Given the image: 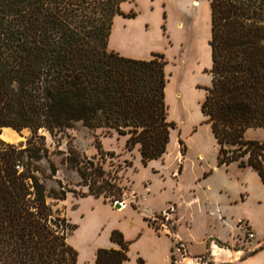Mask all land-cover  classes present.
Listing matches in <instances>:
<instances>
[{"label":"trees","instance_id":"16d2710c","mask_svg":"<svg viewBox=\"0 0 264 264\" xmlns=\"http://www.w3.org/2000/svg\"><path fill=\"white\" fill-rule=\"evenodd\" d=\"M131 1L0 0V135L82 123L128 136L127 148L139 145L145 166L166 154L175 124L168 121L165 56L137 60L109 50L114 19L137 17L122 11ZM209 1L212 80L202 112L218 165L250 168L264 184V142L246 139L249 130H264V0ZM47 156L46 148L0 140V264H78L68 243L76 226L48 203L73 190H48L38 165ZM68 159L89 189L84 197L106 196L113 185L99 180L100 167L73 149ZM50 172L56 177L53 163ZM111 241L120 248L98 249L95 264H128L130 242L118 230Z\"/></svg>","mask_w":264,"mask_h":264},{"label":"rangeland","instance_id":"374dc122","mask_svg":"<svg viewBox=\"0 0 264 264\" xmlns=\"http://www.w3.org/2000/svg\"><path fill=\"white\" fill-rule=\"evenodd\" d=\"M122 10L144 21L145 31L157 42L152 52L163 54L167 62L166 106L175 128L166 154L145 166L139 145L127 148L128 136L82 123L63 132L42 129L37 134L4 128L0 140L20 149L48 150L47 158L38 163L48 190L60 185L73 190L66 200L48 203L76 226L68 243L81 254L78 264H91V251L110 243V230L122 229L133 237L144 229L142 220L156 235L171 238L172 264H230L231 259L216 250L213 255V245L234 255L262 242L264 184L250 168L218 165L219 147L202 112L212 80L210 1L132 0ZM246 139L264 142V130H249ZM71 149L104 172L99 180L113 185L107 186L106 196L84 197L89 189L70 164ZM50 163L58 169L53 179ZM117 203L125 208L118 209ZM248 229L254 239L248 238ZM134 244V253L136 247L145 252L150 246ZM198 257L205 262L194 260Z\"/></svg>","mask_w":264,"mask_h":264},{"label":"crops","instance_id":"0c3cea01","mask_svg":"<svg viewBox=\"0 0 264 264\" xmlns=\"http://www.w3.org/2000/svg\"><path fill=\"white\" fill-rule=\"evenodd\" d=\"M144 28V21L138 17L135 19H128L123 16H117L114 19V25L109 39L111 51H115L127 58L150 60L153 56L152 53H154L152 52V49L157 42L154 40V35L152 36L148 34ZM157 53L155 52L154 54ZM142 223L144 229L138 231L133 237L128 236L126 231L122 229L118 230L124 235V239L131 244L130 253L128 252L130 254L128 264H137L138 259L140 258L143 259L146 264H172L173 242L171 238L167 235H156L143 220ZM114 230L115 229L106 233L110 243L105 246V249L120 248L116 243L111 241V234ZM134 243L139 245L147 243L150 246L145 252L136 247L137 252L134 253ZM217 248L218 247H214L212 250L213 255ZM98 249L101 248L96 246L93 251H91V264H95L96 262L94 250L97 251ZM216 254L218 253L216 252ZM225 256L231 259L229 260L230 264H264V239L262 242H256L253 246H249L246 250L234 251V255L231 252V254ZM79 258H81V254L79 255Z\"/></svg>","mask_w":264,"mask_h":264},{"label":"built area","instance_id":"2783aa9c","mask_svg":"<svg viewBox=\"0 0 264 264\" xmlns=\"http://www.w3.org/2000/svg\"><path fill=\"white\" fill-rule=\"evenodd\" d=\"M247 235H248V238H250V239L255 238V234L251 229L250 230L248 229ZM213 247H217V246L213 245ZM194 260H196L197 262H202V263L205 262V261H203V258H201V257L195 258ZM204 264H207V263H204Z\"/></svg>","mask_w":264,"mask_h":264},{"label":"bare ground","instance_id":"6f19581e","mask_svg":"<svg viewBox=\"0 0 264 264\" xmlns=\"http://www.w3.org/2000/svg\"><path fill=\"white\" fill-rule=\"evenodd\" d=\"M198 3V2H197ZM198 31H200V30H198ZM12 135V134H11ZM123 206V208H125V206L124 205H122ZM216 252L218 253V254H225V255H227L228 256V254H231V251H229V250H226V249H222V248H220V247H218L217 249H216Z\"/></svg>","mask_w":264,"mask_h":264},{"label":"water","instance_id":"95a60500","mask_svg":"<svg viewBox=\"0 0 264 264\" xmlns=\"http://www.w3.org/2000/svg\"><path fill=\"white\" fill-rule=\"evenodd\" d=\"M116 207H117L118 209H121L123 206H122L121 203H117V204H116Z\"/></svg>","mask_w":264,"mask_h":264}]
</instances>
